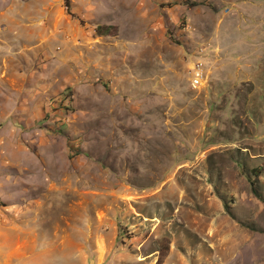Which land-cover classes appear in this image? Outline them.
<instances>
[{
  "label": "rangeland",
  "instance_id": "rangeland-1",
  "mask_svg": "<svg viewBox=\"0 0 264 264\" xmlns=\"http://www.w3.org/2000/svg\"><path fill=\"white\" fill-rule=\"evenodd\" d=\"M0 264H264V0H0Z\"/></svg>",
  "mask_w": 264,
  "mask_h": 264
},
{
  "label": "trees",
  "instance_id": "trees-1",
  "mask_svg": "<svg viewBox=\"0 0 264 264\" xmlns=\"http://www.w3.org/2000/svg\"><path fill=\"white\" fill-rule=\"evenodd\" d=\"M66 3H67V7L69 8V0H66Z\"/></svg>",
  "mask_w": 264,
  "mask_h": 264
}]
</instances>
